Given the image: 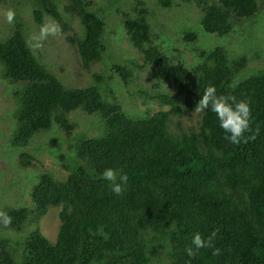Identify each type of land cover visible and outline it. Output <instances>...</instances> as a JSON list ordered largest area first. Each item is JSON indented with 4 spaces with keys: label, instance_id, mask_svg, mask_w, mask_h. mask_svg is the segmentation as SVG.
<instances>
[{
    "label": "trees",
    "instance_id": "trees-1",
    "mask_svg": "<svg viewBox=\"0 0 264 264\" xmlns=\"http://www.w3.org/2000/svg\"><path fill=\"white\" fill-rule=\"evenodd\" d=\"M15 1L7 5L18 6L19 0ZM28 1L38 25L45 13L59 26L60 34L70 29L56 0ZM64 1L62 12L80 25L65 41L78 55L80 69L92 75L88 85L65 86L36 59L32 43L18 31L0 41L1 78L14 88L18 103L9 142L22 151L17 162L20 169L31 166L32 157L24 150L39 133L56 127L72 143L70 151L57 156L64 160L62 181L42 172L33 179L30 208L0 211L11 218L7 226L0 219V227L19 232L38 222L49 207H60L54 242L36 229L19 245L0 239V264H264L263 63L251 74L245 65L252 49L244 46L240 54H232L218 44L195 50L199 62L187 69L180 58L173 60L153 43L145 0ZM194 1L203 13L201 30L217 38L229 34L232 19L237 29L239 22L261 10L258 0ZM155 4L169 8L173 0H155ZM110 14L119 17L140 62L104 60L112 58L103 35L104 20ZM196 40L194 33L183 32L185 45ZM253 55L264 60L259 50ZM101 61L106 62L103 73H91V67ZM145 67L152 69L149 86L137 80ZM114 75L126 88L137 83L129 94H141L144 110L140 115L127 113L114 100L110 89ZM167 81L172 94L163 85ZM232 81L238 83L230 88ZM207 85H214L218 94L250 100L253 139L229 144L211 113H201L195 127L181 125ZM149 101L168 110L150 114ZM77 113L101 123L98 135L71 136L75 124L70 115ZM108 167L128 175L119 196L99 179ZM213 231L212 244L221 249L220 254L213 256L210 248H202L193 258L187 257L184 249L191 246L192 234L198 232L204 239ZM12 246H19V261Z\"/></svg>",
    "mask_w": 264,
    "mask_h": 264
},
{
    "label": "rangeland",
    "instance_id": "rangeland-1",
    "mask_svg": "<svg viewBox=\"0 0 264 264\" xmlns=\"http://www.w3.org/2000/svg\"><path fill=\"white\" fill-rule=\"evenodd\" d=\"M145 1L146 6L150 7L146 9L147 14L145 18L152 30L153 43L158 45L165 55L174 58L173 60L180 58L185 68L191 69L199 62L198 54L195 53V50L212 49L218 44H221L227 49L228 53L232 54H240L244 46L247 49H252L249 52L250 55L248 54L249 58L246 53H242L246 54L248 62L245 67L251 74H254L258 64L263 63L264 65L263 59L258 60L255 55L252 56L255 50H259L264 55V0H258L261 10L255 17L249 20H242L238 23L237 29L236 24H234L235 20L232 19L229 34L220 38L205 34L201 30L199 20L202 18L203 13L194 0H173V4L169 8L158 7L155 4V0ZM204 1L209 2L208 0ZM15 2V0H12V3ZM7 3L11 4L10 0H0V41L5 40L11 31H18L24 40L32 43L33 46L35 41L32 37L38 34L39 27L42 24L52 23L50 18L44 13L41 24L38 25L35 22V16L31 12V4L28 0H19L18 6H14L13 4L7 5ZM32 4L36 8V3L32 2ZM64 4V0H56L57 10L64 15V19L68 18L67 24L70 29L65 34L49 35L44 41L40 42L39 47L33 46L34 50H32V53L65 86L81 88L92 81V75L80 69L78 55L65 41V37L69 36L72 31L77 32L80 30V25L77 20L62 12ZM123 4L127 5L125 2ZM9 8L13 9L16 14V20L12 24L6 23L3 18V12ZM260 12L262 13L259 14ZM104 23L103 35L106 40L105 45L108 46L112 56V58L104 57L109 58L104 60L119 64L124 63L128 59H136L137 62H140L139 53L132 47L125 35V30L121 28L119 17L110 14L105 18ZM15 24H17V28H12ZM184 31L192 32L197 36V40L193 45L187 46L182 41ZM232 31L237 34L232 33ZM175 49L178 52H175ZM104 69H106V62L101 61L94 64L90 72L103 73ZM151 70L150 67H145L138 72L139 77L137 80L141 83V86H149ZM1 75L2 65L0 64V211L3 207L13 208L23 206L30 208L29 193L31 185L40 173L48 171L58 181H62L64 178L65 171L61 163L64 160L57 158V156L60 151H70L72 143L56 127L47 132L39 133L30 140L28 147L24 150L26 154L32 157L31 166L27 169H20L17 162L22 151L12 147L9 142L11 134H14L15 131L14 115L18 109V103L12 95L14 88L5 82L1 78ZM163 85L167 88L168 92H172L168 81L164 82ZM137 87V83L132 87H124L116 75H114L113 80L110 82V89L114 100L121 105L124 111L131 115H140L141 110H144L142 106L143 102L141 104L139 99L141 94H137L136 92L129 94V92L137 89ZM109 100L111 101L112 98H109ZM156 105L159 104L151 101L147 103V106H150V114L167 109L166 106ZM192 111L185 112V119L182 118L183 121H180L181 125L188 124L195 127L199 123L200 114L192 113ZM70 121L75 124L71 136L72 134L82 133L93 137L98 135L97 133L100 131L98 127L101 123L93 116H85L82 113L72 114L70 115ZM175 124L176 122L172 123L171 127L175 128ZM171 131L176 132L175 129H171ZM55 139L57 142H54ZM59 210L60 207H49L46 215L40 218L38 222L29 223L19 232H13L8 227L2 228L3 225H1L0 239L9 240L12 245L13 242L17 244L21 240H24L27 234L36 229L41 232L46 240L54 242L59 222L57 217ZM12 248L14 257L19 261V246L18 248L12 246ZM153 264H157V262Z\"/></svg>",
    "mask_w": 264,
    "mask_h": 264
},
{
    "label": "clouds",
    "instance_id": "clouds-1",
    "mask_svg": "<svg viewBox=\"0 0 264 264\" xmlns=\"http://www.w3.org/2000/svg\"><path fill=\"white\" fill-rule=\"evenodd\" d=\"M15 15L13 9H7L3 12L4 21L8 24H12ZM53 34H60V28L57 24L54 22L42 24L39 27L38 34L32 37L35 41L33 46L39 47L41 41H44L49 35ZM236 83H238V81H232L228 87H235ZM250 103V100L237 99L230 93L218 94L217 88L214 85H207L203 88L202 93L199 94V98L194 104L192 113H203L205 115L211 113L217 127L222 130L223 138L231 145H238L254 138L253 135H250L252 132L250 127L252 120ZM166 110H168V108L162 111ZM99 179L107 183V186L113 194L119 196L122 192V186L127 184L128 175L119 168L114 169L108 167L99 174ZM0 219H2V223L5 226L11 222V218L6 213H0ZM214 236L215 231L204 239L201 238L198 232L193 233L191 237V246H186L184 249L187 257L193 258L196 251L202 248H210L211 255L213 256L219 255L221 249L213 247L212 244V238Z\"/></svg>",
    "mask_w": 264,
    "mask_h": 264
}]
</instances>
